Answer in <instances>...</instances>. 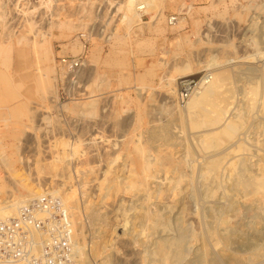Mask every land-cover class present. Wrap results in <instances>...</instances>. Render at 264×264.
<instances>
[{
	"label": "rangeland",
	"instance_id": "1",
	"mask_svg": "<svg viewBox=\"0 0 264 264\" xmlns=\"http://www.w3.org/2000/svg\"><path fill=\"white\" fill-rule=\"evenodd\" d=\"M123 2L124 0H0L1 47L6 45L9 37L13 39L30 28L46 32L40 40L48 42V58L41 54L44 50L40 51V61L34 50L28 48L27 68L25 66L23 70L29 73L27 78L18 80V56L13 48L7 53L10 59L8 67L0 63V77L1 73L12 74L15 80L6 86L9 88L8 94L0 90V201H8L6 205L10 204L12 209H16L46 190L58 198H69L74 189L81 213L84 210L83 202L91 201L97 204L108 226L107 236L104 234L107 242L102 248L106 250L99 251L102 254H95L96 258L88 251L94 227L82 213L85 223L84 238L77 236L73 230L74 251L76 246L85 243L87 256H94H88L91 259H88L89 264H136V251L140 247L133 240L141 237L137 232L140 228L133 231L131 215L139 209L140 203L131 201L126 196L123 199L121 197L122 202L119 196L102 200L99 183L109 167L122 161L120 158L118 163L111 164L109 160L117 155V151L122 152L123 144L130 137L145 143L150 129L166 125L171 137L168 143L170 149L172 147L176 158L184 160L185 165L181 169L183 179L181 178L175 192L170 190L161 196H155L149 207L163 211L161 214L165 213L163 216L170 219L173 225L175 223L174 226L180 222L179 225L185 227L183 238L186 240H183L181 247L185 255L179 258L178 263L177 259L175 264H209L212 259L215 264H254L244 257L255 246L264 248V201L259 199V195L245 196L231 189L232 167L236 162L237 168L242 165L237 160L240 152L236 154L237 152L229 151V143H223L222 148L220 147L222 151L229 144L227 150L222 151L226 156L219 169L222 173L218 171L216 178H204V164L211 150L201 149L199 135L202 129L193 130L186 125L187 117L183 116L186 100H178L176 83L186 76L200 77L209 72L211 75L213 71L229 68L228 72L233 73H230L233 76L229 85L235 90L234 105L242 104L246 84L259 81L263 93L264 0H184L185 6L180 9L177 4H170L165 0L159 5L165 16L158 24L159 31L155 30V22L147 14L142 15V21L124 24L120 20L123 13L118 9ZM156 3L158 6L159 1ZM189 5L193 8L191 11ZM189 14L200 22V32H195L190 17H187ZM171 16H175L177 20L186 17L185 27L172 28L174 24L168 23ZM64 20L73 24L70 31L54 25ZM252 22L257 23L255 28L252 27ZM49 25H53L51 31L48 29ZM47 30L50 35H47ZM85 32H91L86 44L82 40ZM59 33L63 36H59ZM75 39L85 48L72 53L69 50L70 43ZM93 48L96 52L91 56ZM78 56L84 58L83 67L76 79L68 83L65 80V70L59 64L60 59ZM50 59H53L52 62ZM116 60H121L122 63L117 64ZM51 66L54 68V79H36L39 73L35 68L38 67L40 73H43ZM18 81L22 82L15 83ZM41 81L46 82L45 85ZM233 104L229 106H234ZM260 105L250 114L246 123V127L248 124L249 126L243 130L246 133L241 134L250 149L245 152V156L248 158L246 164L251 174L264 168V163L260 160L258 162L260 150L255 130L257 124L264 127V105ZM137 115L144 116L145 122L140 128L135 124ZM249 120L254 121L251 123ZM262 138L264 136L260 137ZM152 142L151 154L155 143L162 145L161 142L164 141L154 138ZM74 148H77L78 153L73 156ZM57 152L66 154L62 163L64 166L59 164L60 167L57 165L56 169H51L48 163ZM108 154L111 156L108 157ZM86 156L90 160L88 157L85 160ZM233 161L235 164L231 167L230 162ZM65 164H68L69 169ZM236 166V170L241 169ZM88 172H93L92 176ZM156 175V181L168 182L165 179L168 176L166 172L160 171ZM83 189L88 190L84 194L85 197L89 194L86 198ZM105 201L107 204H102ZM175 202L180 205L178 209L174 207ZM9 210L1 211L3 218L13 215ZM176 211H181L179 222L173 219L177 215ZM224 219L227 222L222 223L221 220ZM78 227V223H75L73 229ZM124 228L130 232L127 236L121 233ZM201 235L207 243L203 242L204 239L201 240ZM225 235L229 237L226 241L223 237ZM128 236L133 237L130 238L132 242L129 238V243L127 242L125 238ZM245 237L249 238L246 239L247 242L243 239ZM251 237L255 240H250ZM245 242H249V246ZM136 244L138 245L135 246ZM103 255L110 257L106 260L102 258ZM94 258L96 261L92 260ZM262 259L264 260V256ZM210 264H214L213 261Z\"/></svg>",
	"mask_w": 264,
	"mask_h": 264
},
{
	"label": "bare ground",
	"instance_id": "2",
	"mask_svg": "<svg viewBox=\"0 0 264 264\" xmlns=\"http://www.w3.org/2000/svg\"><path fill=\"white\" fill-rule=\"evenodd\" d=\"M157 1H159L158 6L156 3ZM163 1H165V0H124L123 4L118 7V9L121 10L123 13L122 16L120 17V20H122V22L124 24L129 25L130 23H132V21H142V15L147 14V15H149V18L151 19V21L155 22V25H154L155 30L159 31L158 30V24L165 17L164 13H163L164 10L161 9L159 6L160 3H163ZM166 1L170 4H177L179 6V9L185 6L184 0H166ZM210 1H212V0H210ZM188 8L190 11L193 9L191 5H189ZM187 17H190L191 22L194 26L195 32H200V28H201L200 22L197 19H193L192 15H190V14ZM186 19H187L186 17H180L178 20H176V22L174 23L172 28L180 29L182 27H185L184 25L186 24ZM256 24H257L256 22H252L251 25H253L252 27L255 28ZM54 25H56V27L58 26V28L62 27L64 29H66L67 31H70L72 29L73 24H70L64 20V21H60ZM254 25H255V27H254ZM52 26L53 25H51V26L49 25V27H48V29L50 31H51L50 28ZM126 27H128V26H126ZM50 31L47 32V35H50ZM44 33H46V32L31 30V28H30L29 30H25L24 34L19 33L18 35L13 37V39L9 37L6 45H4L3 47L0 46V63H2L5 67H8L9 60H10L7 53L9 54L10 48H13L15 50L16 55L18 56L17 61H16V66H17L16 69L19 71V73L17 72L19 74L18 80L27 78L29 76V73L23 71L24 67L27 64L26 52H27L28 48L34 50V52L38 56L37 58L39 61L41 60V57H42L39 53L40 51L44 50V53H41V54L44 55V58H48V55H47L48 54V48H47L48 42H47V40H44L43 42L40 40V37L45 36ZM183 33H184V31H183ZM60 34L61 33H59V36H60ZM61 36H63V35L61 34ZM84 48H85V46L83 44L78 43L75 39V40H73V42L70 43L69 50L72 53H76L80 50L82 51ZM94 49L95 48L91 49V51H90L91 56H93L96 52V50H94ZM51 60H53V59H50V62H52ZM114 61H115V59H114ZM116 61L118 62L117 64L122 63L121 60H119V61L116 60ZM263 64H262V66H263ZM217 67H220V66H217ZM221 67H223V66H221ZM26 68H27V66H26ZM61 69L66 71L65 67L61 66ZM218 69H220V68H218ZM228 69L229 68L218 70L215 72L213 71V73H211V75L209 72V76H210L209 80L206 83H204L199 90L190 94V96L186 99L185 107H184L185 115L183 114V116L187 117V121H185L184 119L183 120L186 122V125L189 127V129H193V130L202 129V132L199 135L202 138V139L201 138L199 139V142L202 141L200 143V145L202 146L201 149L204 151L205 150L206 151L211 150L210 152H208V156H207L208 158L204 164V169H203L204 174H203V172H202V174L205 177L204 176L203 177L204 178H213V177L216 178V174L218 173V171H220L219 169L221 167L222 161L226 157L224 154H222V151L224 149H226V147H228L227 145L230 144L229 145L230 146L229 151L230 150H231V152L234 151V153L237 152L236 154H238V152H240L239 153L240 156L237 157V160H239L238 161L239 165L240 164L242 165V166L240 165L241 167L238 166L239 168H241V169H239L236 166L237 162H236V164L234 161L230 162V164L232 163L231 167L233 166V163L235 164L231 170V172H233L231 174V177H232L231 178V189L235 190L236 192L242 193L245 196L259 195L260 196L259 199L264 201V168H259V172H257L258 174L257 173L251 174V172H249L250 170H248V168H247L248 164H246V161L248 160V158L245 156V152L246 151L248 152L250 149H249V147H247V144L245 142L246 140L243 141L244 138L241 136V134L244 133L243 130L246 127V123L248 122V119L250 118V114L254 113L253 111L258 107V105H260V104L264 105V92L262 93L263 90L262 91L260 90L261 83H258L259 81H257V83H251V84L244 83V86H245V84H246V86H245V89L243 90V102L240 106L234 105L233 103L235 102L234 101L235 95L233 94V92L235 90H233V88L229 85L230 84L229 80L232 79L231 77L233 76V75L231 76L230 73L231 74H233V73H232V71L229 73L228 71L230 69L229 70ZM34 70L39 73L36 75V79H38V80L54 79L55 74H54V68L52 66L47 68V70L43 73L42 72L40 73V70L38 67L35 68ZM65 71H64V73H66ZM262 80H263L262 82H263V86H264V73L262 76ZM13 81H15V80H14L12 74L4 75L1 73V77H0V82H1L0 90H1V92L2 93L5 92L8 94L9 88H7L6 86L9 83L12 84ZM21 82L22 81H20V83ZM15 83L20 84L19 81L15 82ZM41 83H43V81H41ZM45 83H43V85H45ZM230 104H233L234 106H231L232 107L231 108L229 106ZM181 107H180V109H182ZM182 111H183V109H182ZM143 118H144V116L141 117L140 115H137L135 124L137 125L138 128H140L142 126L143 121H144ZM249 121H251V123H252V121H254V120H249ZM184 123H183V126H184ZM261 123H263V122H261ZM248 126H249V124L247 125V127ZM247 127H246V129H247ZM255 130H256V134L258 135L257 136L258 137V139H257L258 150L263 151V153L258 151L259 152V154L257 156L259 158L258 162L262 161L264 163V138L260 139L261 136H264V127H263V125L260 126L257 124L255 127ZM245 133H246V131H245ZM132 135H134V134H132ZM187 135H188V133H187ZM132 137L134 138V136H132ZM154 138L162 139L164 141V142H161L162 145L165 143L166 146L164 144V147H163L159 142L158 143L160 145L158 143H155L156 146H155L154 152H153V154H151L150 150H151V146H153L151 143H153L152 140H154ZM170 139H171V137L169 136L168 128L166 127V125L165 126L163 125V126H160L157 128L150 129L148 131V137H147V140L145 143H142V141L140 142V141L132 140L131 137L127 141L125 140L126 142L122 146V152L118 153V151H117V155L114 156V154H113L114 157L109 160L111 164L117 162L120 158L122 159V161L120 163L117 162L118 164L114 167H112V166L109 167L108 170L105 171L102 181L99 183V188H100V192H101L100 196H101L102 200L107 199L108 197H111V196H117V197L119 196L120 199H121V197L123 199V196H126L131 201H139V203H140L139 209L137 208L136 211L133 213V215H131L132 216L131 222L133 223V227H132L133 231L134 230L136 231L137 228H140V231H137V232L140 235L139 237H141L137 240H133V242L136 241L140 247V248L138 247L139 249L136 251V257L134 256L136 258V260H135L136 264H175L177 259H178V261H177V263H178L179 258H182L183 254H184L181 247H182V244L184 243L183 240H186V239L183 238V232H184L183 230H185L183 228H185V227H182L181 225H179V224H181L179 222V220H180L179 214L181 211H179V213H177V211H178L177 210L176 211L177 215L175 216V218L173 217L174 220L179 222V224L177 226H174L175 223L173 225L172 223H170V221H171L170 219L168 220L167 218H165L163 216V214H165V213L161 214V212H163V211L160 212V210L155 209V208H154L155 210H152V208L149 207L151 200L153 198H155V196H161L164 194V192L170 191V190L175 192L179 182L183 179L181 176V169L183 168L184 160L175 157V155L173 154V151H172V147L170 149V147L168 145ZM171 142H172V140H171ZM223 143L224 144L229 143V144H227L225 148L223 147L224 149H222V151H221V148H222L221 145ZM157 144H158V146H157ZM195 147H196V145H195ZM118 149H119V147H118ZM196 149H197V147H196ZM76 152L78 153L77 148H74L73 152H72L73 156H74V154H76ZM113 153H115V152L113 151ZM64 154L65 153L57 152L55 155H53L52 160L48 163L49 167L51 169H56L57 165L58 166H59V164L61 165L64 162V158L66 156V154H65V156H64ZM120 154H122V156ZM232 155H235V154H232ZM110 156L111 155L108 154V157H110ZM253 156H255V155H253ZM253 156H251V157H253ZM78 157L79 156H76V158H78ZM87 157L88 156L85 157V160ZM83 159H84V157H83ZM83 159H81V161ZM67 160H69V159H67ZM67 160L65 162H67ZM89 160H90V158H89ZM79 161L80 160H78V163H79ZM85 162H87V161H85ZM93 162H94V160H93ZM48 164H47V166H48ZM68 164L67 165L65 164V167H67ZM80 164H81L80 166H82V162H80ZM84 164H86V163H84ZM90 165H91V163H90ZM90 165L87 164V166H90ZM63 166H62V168H63ZM235 166L239 170H236ZM67 168L69 169V167H67ZM81 168H83V167H81ZM59 169H61V168H59ZM84 170L86 171V169H84ZM160 171H164L168 174V176H166V178H165L166 181H168L167 183H160V182L156 181V179L158 178L156 174ZM93 172H91V173H93ZM91 173H89V174H91ZM89 174L87 177L90 176ZM91 176H92V174H91ZM68 177L70 178V174H68ZM226 178H228V177H226ZM161 182H162V180H161ZM221 182H223V181H221ZM163 185L165 186V188L163 187ZM166 187H167V189H166ZM86 190L83 189V191H84L83 195L85 194ZM178 191L180 192V190H178ZM206 191H207V189H206ZM87 195L89 196V194H86V197H87ZM227 195H228V193H227ZM75 196H76V191L73 189V190H71V194H70L69 198H68V196H66V197L64 196V198L59 197V199L63 203V205L66 207V209L70 215V218L72 221V228L74 227L75 223H78V225H79V227L77 229H73L74 233H76L77 236H81L82 239L84 238L83 228L85 226V223L83 221L82 213H84L85 216L88 217V219L90 220V224L92 223L94 229L92 231V240L90 241L91 245H90V249L88 251H90L91 254L96 256L95 254L101 253L99 251H101L102 248L105 247L104 245L107 242V239H106L107 238L106 236L108 233L107 223H106V221L103 220L104 216L100 214L99 207L97 206V204H93L91 201L85 200L86 203L83 202L84 206L82 205V207L84 210L81 213V210H80L81 206L79 205L80 203H78V199H76ZM177 196H178V194H177ZM84 197H85V195H84ZM120 199H117V200H120ZM122 199L120 200L121 202L123 201ZM232 201H229V202H232ZM109 202L110 201H108V204H109ZM6 203H8V201H0V205H1L0 206V217L1 218H3L2 217L3 214L1 212L2 210L6 209L8 211L10 209L9 211L13 212V215H14L19 208L18 207L16 209H12L11 205L10 204L6 205ZM175 203L177 205L178 202H175ZM102 204H107V203L105 201V203H102ZM176 205L174 207L176 209H178V206H180V205H177V206ZM251 205H252V203H251ZM252 207H254V206H252ZM249 208H250V206H249ZM94 220H95V222H94ZM96 221H100V223L96 222ZM176 221H173V222H176ZM221 221H222V223L227 222L225 219L221 220ZM125 226H127V225H125ZM116 228H114L115 231H116ZM251 228H253V227H251ZM255 229H257V228H255ZM112 231H111V233H112ZM254 232H256V231H254ZM121 233L123 235L126 234L124 236H127V234H130V232L128 233L125 228L122 229ZM210 233L214 234L213 231H210ZM210 233H208V234H210ZM104 234L106 235L105 238H104ZM117 234L120 235L119 233H117ZM134 234L131 233V235H134ZM213 234H212V236H213ZM254 235L255 234H253V236ZM109 236H110V232H109ZM129 236L125 239L127 240L129 238ZM195 236H198V235H195ZM201 236H202L201 240L203 241L204 236L203 235H201ZM209 236H211V234ZM256 236H257V234H256ZM256 236H255V239H258V237H256ZM258 236H260V235H258ZM137 237H138V235H137ZM223 237L225 239L224 241L229 239V237H227V235H225ZM223 237H221V238L223 239ZM252 237L250 238V240L251 239L253 240L254 237L253 238ZM130 238H129V241L132 240ZM243 239L246 240L247 238L245 237ZM247 240H246V242H247ZM127 242H128V240H127ZM130 242H132V241H130ZM203 242H206V240ZM246 242H245V244L248 245L250 241L248 242V244ZM102 243H104V244L102 245ZM206 243H204V244H206ZM138 244H136L135 246H137ZM251 244H253V243H251ZM203 246H205V245H203ZM135 248H137V247H135ZM85 249H86L85 243H82V244L76 246V250H75L76 261H77L76 264H87V263L89 264L88 256L89 257H91V256L90 255L87 256V254H86L87 249L86 250ZM205 253H203V254H205ZM249 253L250 252H248V254ZM134 254H135V252H134ZM248 254H245L246 257H244V259L246 261H251L254 264H263L264 263V260L262 259V257L264 256V248L255 246V249L254 250L252 249V252L249 255ZM108 256L109 255H103L102 258H104V259L106 258V260H107ZM206 256H208V255H206ZM93 257H91V258H93ZM233 257L236 259L235 254ZM96 258H97V256H96ZM195 259H197V257ZM90 260L91 259H89V261ZM92 260H95V258ZM211 261H213V263L215 264L213 259ZM211 261H210V263H211ZM240 262H241V260H240Z\"/></svg>",
	"mask_w": 264,
	"mask_h": 264
},
{
	"label": "built area",
	"instance_id": "3",
	"mask_svg": "<svg viewBox=\"0 0 264 264\" xmlns=\"http://www.w3.org/2000/svg\"><path fill=\"white\" fill-rule=\"evenodd\" d=\"M176 20L171 16L168 23L173 25ZM90 33L82 35L84 44L90 40ZM59 64L66 69V82L71 83L84 58L62 57ZM209 78L204 73L178 79V100H186ZM47 191L23 203L13 216L0 217V264H76L70 215L60 199Z\"/></svg>",
	"mask_w": 264,
	"mask_h": 264
}]
</instances>
